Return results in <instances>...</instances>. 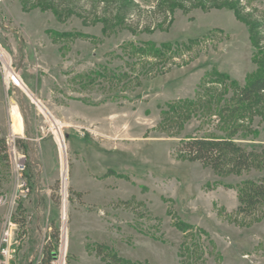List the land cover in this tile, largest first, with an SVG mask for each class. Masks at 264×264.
I'll use <instances>...</instances> for the list:
<instances>
[{"label":"rangeland","instance_id":"374dc122","mask_svg":"<svg viewBox=\"0 0 264 264\" xmlns=\"http://www.w3.org/2000/svg\"><path fill=\"white\" fill-rule=\"evenodd\" d=\"M263 21L264 0H0V136L24 155L27 188L17 263H38L63 212L65 264H110L100 245L149 264H264V202L239 213L234 187L264 168L218 173L180 151L229 132L264 144L263 105L219 117L259 71L264 31L250 23Z\"/></svg>","mask_w":264,"mask_h":264},{"label":"trees","instance_id":"16d2710c","mask_svg":"<svg viewBox=\"0 0 264 264\" xmlns=\"http://www.w3.org/2000/svg\"><path fill=\"white\" fill-rule=\"evenodd\" d=\"M250 29L263 32L264 21L262 23H250ZM255 40L257 44H262V47L258 48L257 51L260 63L259 71L249 78L244 85H237L231 99L233 105H224L220 110L219 117L226 119L227 122L244 119L246 114L257 105L264 107V38L261 34H257ZM147 44L149 46L147 50L159 51L154 43ZM216 116L218 117V115ZM180 151L185 152L190 159L198 160L218 173H239L251 168H264V144H253L250 147H245L232 138L231 132L225 136L189 137L181 142ZM5 160V138L0 136V163ZM234 187L238 199L237 212L250 214L264 202V176L243 179ZM57 238L58 234H53L51 241L42 246L40 264H48L54 255ZM101 249L105 250L103 256L110 264H149L123 258L106 245H100L99 250Z\"/></svg>","mask_w":264,"mask_h":264},{"label":"built area","instance_id":"2783aa9c","mask_svg":"<svg viewBox=\"0 0 264 264\" xmlns=\"http://www.w3.org/2000/svg\"><path fill=\"white\" fill-rule=\"evenodd\" d=\"M6 145L8 146V150L10 152L9 156L11 161L14 164V171L17 173V179L19 182V188L17 192H14L12 196H8L7 194H0V204L12 203L11 209L6 213L4 217V226L0 233V264H18L17 263V249L19 246L20 238L18 236L19 231V223L14 217V208L13 204L16 200L25 197L27 188L25 186V181L22 179L21 174L24 171V163L22 162V155L16 148V142L14 137L12 139L7 140ZM66 191L62 193L63 201L66 198ZM64 211V208H63ZM62 226L58 230V238H57V246L54 252V255L50 258L48 264H65L66 257V244H67V231L65 226L64 213L62 212ZM51 229L50 225H47L44 229V238L43 244L48 243L51 240ZM42 249V248H41ZM40 259V258H39ZM40 264V260L38 263Z\"/></svg>","mask_w":264,"mask_h":264},{"label":"bare ground","instance_id":"6f19581e","mask_svg":"<svg viewBox=\"0 0 264 264\" xmlns=\"http://www.w3.org/2000/svg\"><path fill=\"white\" fill-rule=\"evenodd\" d=\"M8 68V67H7ZM10 74L14 77V75L12 74V72L10 71ZM38 104V103H37ZM39 105V104H38ZM41 107V106H40ZM42 108V107H41ZM43 109V108H42ZM12 117V124H11V131L12 133H15V132H20V128L17 124V119L13 116ZM61 133V132H60ZM64 142V141H63ZM62 144V142H61Z\"/></svg>","mask_w":264,"mask_h":264},{"label":"crops","instance_id":"0c3cea01","mask_svg":"<svg viewBox=\"0 0 264 264\" xmlns=\"http://www.w3.org/2000/svg\"><path fill=\"white\" fill-rule=\"evenodd\" d=\"M11 124H12V120H11ZM11 126V125H10ZM21 130H22V126H21Z\"/></svg>","mask_w":264,"mask_h":264}]
</instances>
